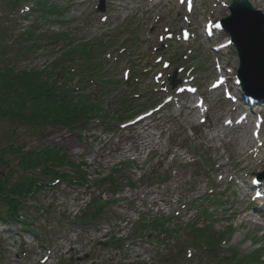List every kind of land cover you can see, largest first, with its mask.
I'll use <instances>...</instances> for the list:
<instances>
[{
	"label": "rangeland",
	"instance_id": "obj_1",
	"mask_svg": "<svg viewBox=\"0 0 264 264\" xmlns=\"http://www.w3.org/2000/svg\"><path fill=\"white\" fill-rule=\"evenodd\" d=\"M15 1L0 0V69L12 62L17 72L49 68L48 72L59 76L53 62L62 52H72L65 62L73 76L71 93L98 100L113 117L88 128H45L36 133L25 126L0 124V149L11 138L27 149L55 146L72 163L84 164L91 184L84 190L60 183L24 202L23 215L33 230L27 233L18 224L0 225V264H41L46 257L44 264H264V214L245 196L250 178L264 173V148L258 154L262 160L233 156L230 151L234 144L228 143L235 131L230 129L232 124L223 125L227 119H236L239 108L233 110L237 106L220 94L210 100V90L223 73L230 71L235 77L237 57L233 47L214 55L202 36L205 23L228 15L232 0H195L191 14L168 0H104V13L96 11L99 0H19L11 7ZM261 1L254 9L264 14ZM182 31L191 34L187 42L180 40ZM24 34L31 40L22 41ZM225 40L228 37L220 34L216 46ZM83 45L89 48V69L97 75L90 74L87 65L86 70L77 68L81 63L76 52ZM218 60L222 73L217 71ZM125 71L129 80L133 78L129 81L133 88L124 85ZM81 72L106 83L99 86L83 78L81 84ZM173 74L179 82L174 90L169 86ZM183 81L196 87L200 102L204 100L202 107H208L207 113L194 115L192 124L186 111L179 109L183 102L194 108L196 101L181 90ZM125 96L136 98L135 107L132 113H117ZM149 110L153 114L146 127L120 129ZM217 112L222 114L218 118ZM259 114L264 119V110ZM215 122L218 138H211L214 130L209 126ZM146 128L153 135V146L139 148L136 136ZM252 129L250 122L246 127L249 153L264 143V127L258 141L251 139ZM158 144L166 146L167 152ZM131 146L134 152L123 154V148ZM98 176L108 180L94 184ZM97 197L110 203L99 218L88 222L93 211L88 203ZM136 216L163 219L168 222L165 229L174 233L169 236L162 231L156 248L142 244L126 258L115 242L124 239ZM189 226L195 232L187 235ZM199 232L213 236L210 245L204 237L194 243V233ZM221 238L226 239L224 245ZM254 253L258 261H248Z\"/></svg>",
	"mask_w": 264,
	"mask_h": 264
},
{
	"label": "trees",
	"instance_id": "obj_2",
	"mask_svg": "<svg viewBox=\"0 0 264 264\" xmlns=\"http://www.w3.org/2000/svg\"><path fill=\"white\" fill-rule=\"evenodd\" d=\"M18 2L19 0H16L13 5L15 6ZM43 11L47 14L45 6ZM31 38L29 34L21 36L22 41L26 40L28 42ZM68 52H62L60 54L61 58L53 62V65L57 66L55 70L59 76H55L54 72H48L49 68L39 72H17L12 67V62H8L1 67L0 124L7 122L8 127L17 124L18 126H25L26 129L36 133L45 128L81 129L93 120H97L102 124V122L106 123L105 120H108L110 116L113 117V114L103 111L98 100L89 99L88 101V98L82 95L83 93H71L72 87L69 83L73 76L66 69L65 62L66 57L72 52ZM89 56V48L84 45L81 46L76 52V61L81 63L77 68L86 70L85 65H87L90 74L97 75L95 71L89 69ZM69 63L71 61H68V65ZM76 66L77 62L74 67ZM77 73L78 71H76ZM87 74L80 73L81 84L83 83L82 79L86 78L84 75L89 76ZM105 83V81H101L100 85ZM77 85L80 86L79 82ZM124 102L125 106L119 108L117 113L124 111L125 114H129V108H134L129 99L126 98ZM126 117L128 116L126 115ZM121 118H117V121H122ZM16 132L13 130V135H16ZM16 141L11 138L6 146L0 149V223L4 225L18 223L24 230L29 231L30 224L24 222L20 215L24 202L29 197L43 192L51 183L57 180L71 186L86 187V177L82 166L72 163L62 149L55 146L27 149L25 145L17 144ZM7 156L12 158L8 159ZM63 169L69 170L72 174L64 173L61 171ZM105 205L107 203L93 200L90 207L94 208L95 215L90 216L89 219H96L95 217L102 212ZM154 227L162 228L164 224L159 222ZM191 231L195 232V230ZM207 231H211L210 228ZM168 234L172 236V234ZM194 234L196 236L194 243L197 240H203L202 237L204 236L200 232ZM212 237L210 234L207 235L204 237V242L210 245ZM257 256L258 254L254 253L247 259L253 262L258 261ZM231 260L234 259L231 258ZM237 262L239 261L237 260Z\"/></svg>",
	"mask_w": 264,
	"mask_h": 264
},
{
	"label": "water",
	"instance_id": "obj_3",
	"mask_svg": "<svg viewBox=\"0 0 264 264\" xmlns=\"http://www.w3.org/2000/svg\"><path fill=\"white\" fill-rule=\"evenodd\" d=\"M229 11L222 25L239 55L242 86L248 94L264 96V17L246 0H234Z\"/></svg>",
	"mask_w": 264,
	"mask_h": 264
},
{
	"label": "bare ground",
	"instance_id": "obj_4",
	"mask_svg": "<svg viewBox=\"0 0 264 264\" xmlns=\"http://www.w3.org/2000/svg\"><path fill=\"white\" fill-rule=\"evenodd\" d=\"M262 1L261 0H254V1H251L250 4L252 7H255L257 5H259ZM227 41V40H226ZM234 65H236V60L234 61ZM212 96H210V100H216L217 99V95H219L218 93L214 92L211 94ZM196 104V101L194 102ZM179 109L182 111H186V119L187 122L189 124H192L193 123V118H194V115L198 112V106H196L195 108H191L188 104V102H183ZM212 112V110H211ZM222 114L221 113H215V117L218 118L220 117ZM201 119V118H200ZM227 120H230V119H227ZM148 125V121L144 124H141L140 127H146ZM142 127V128H143ZM210 129L214 130V132L212 133L211 135V138L214 137V138H218L217 134L215 135V130L219 129V126L218 124L215 122V124H212L209 126ZM221 131H224L225 132V129L222 127L220 128ZM232 130L235 131V133H233L231 136H230V143L228 144H234V146L232 147H229L230 151H234L233 152V156H239V157H242V158H248L249 155H253L255 156L258 160H262L263 157L259 158V156L257 155L259 152H260V149L259 148H255L254 152L253 153H249L246 146L249 145L250 140L247 138V133H246V128L244 127L243 129H240L238 131H236L234 129V127L231 128ZM148 129H144L142 130V132H139L136 136V139L137 142L139 145L138 147L139 148H149L151 146H153V138H152V134L150 132L147 131ZM166 132H169V130L167 129ZM161 148V150H166V146H163L161 144H158ZM223 147V145H221ZM134 147L131 146L130 148L127 147V148H123V154H128V153H131V152H134ZM215 151V150H214ZM167 152V150H166ZM164 152V153H166ZM262 161H260L261 163ZM259 164V163H258Z\"/></svg>",
	"mask_w": 264,
	"mask_h": 264
},
{
	"label": "snow or ice",
	"instance_id": "obj_5",
	"mask_svg": "<svg viewBox=\"0 0 264 264\" xmlns=\"http://www.w3.org/2000/svg\"><path fill=\"white\" fill-rule=\"evenodd\" d=\"M127 75V74H126Z\"/></svg>",
	"mask_w": 264,
	"mask_h": 264
}]
</instances>
